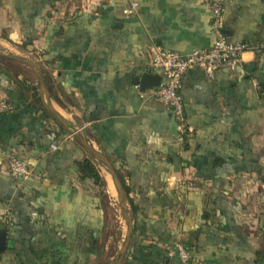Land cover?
Masks as SVG:
<instances>
[{
  "label": "crops",
  "instance_id": "crops-1",
  "mask_svg": "<svg viewBox=\"0 0 264 264\" xmlns=\"http://www.w3.org/2000/svg\"><path fill=\"white\" fill-rule=\"evenodd\" d=\"M210 24L202 0H0V45L41 63L54 109L130 192L135 228L123 264H182L179 243L190 264H264V55L246 52L241 68L213 79L184 76L186 141L172 111L136 84L161 75L149 65L151 44L180 54L211 47ZM225 33L263 42L264 0H233ZM5 62L0 102L14 110L0 113V264H111L106 196L78 170L92 158L44 108L23 64ZM13 151L44 179L10 177Z\"/></svg>",
  "mask_w": 264,
  "mask_h": 264
},
{
  "label": "built area",
  "instance_id": "built-area-1",
  "mask_svg": "<svg viewBox=\"0 0 264 264\" xmlns=\"http://www.w3.org/2000/svg\"><path fill=\"white\" fill-rule=\"evenodd\" d=\"M97 1L102 3L107 0ZM232 1L202 0L210 12V25L215 37L211 47L195 49L186 54L166 50L156 44H151L148 48L149 65L151 69L161 72L162 82L158 87L141 92V95L143 98H152L158 101L172 111L182 141H186L193 134V129L185 114L184 100L181 94L184 76L193 70H201L208 78L213 79L220 69L233 72L241 68L244 64L243 55L246 52L257 56L264 55V41L250 45L233 42L227 37L225 15L227 6ZM138 6L137 2H132L130 7L124 10V16L129 18L135 14ZM13 110L14 106L9 102H0V113ZM8 175L19 181L44 179V176L36 174L14 151L8 156ZM176 255L182 264H190L193 258L192 252L181 243L176 246Z\"/></svg>",
  "mask_w": 264,
  "mask_h": 264
},
{
  "label": "water",
  "instance_id": "water-1",
  "mask_svg": "<svg viewBox=\"0 0 264 264\" xmlns=\"http://www.w3.org/2000/svg\"><path fill=\"white\" fill-rule=\"evenodd\" d=\"M0 58H5L8 60L19 62L34 72L37 79L39 94L43 100L44 108L60 122V124L63 126V128L66 130L67 133L72 135L73 138H75L78 142H80V144L85 148V150L88 152L92 160L99 162L101 166L105 167L107 172L110 174L119 198L121 213L127 225V232L125 234L122 246L118 251L113 264H123L134 234L135 214H133V216H131L130 214L129 206L131 207L132 211L133 208L128 200V196L126 194L125 188L119 178V175L115 167L101 151L94 148L84 136H82L76 130H74L73 127H71V125L69 124V122L58 111L54 109L51 103L49 92L45 84L41 63L36 62L29 58L19 56L17 54L5 53L1 47H0ZM161 82H162L161 75H154L151 73H145L140 78L136 79V84L140 87V90L142 92L160 86ZM7 247H8L7 230L0 229V254H4L7 250Z\"/></svg>",
  "mask_w": 264,
  "mask_h": 264
},
{
  "label": "rangeland",
  "instance_id": "rangeland-1",
  "mask_svg": "<svg viewBox=\"0 0 264 264\" xmlns=\"http://www.w3.org/2000/svg\"><path fill=\"white\" fill-rule=\"evenodd\" d=\"M0 47L3 49L5 53H12V54H17L19 56L25 57L32 59V56H24L21 51H19L16 47L11 46L10 44L4 43V45H0ZM6 59L0 58V66L6 67V69H11L10 63L5 62ZM23 67H19L21 70H27L28 76L31 78V80L36 84L37 86V79L33 71H30L31 69H27L25 65H22ZM14 70H16L14 68ZM97 165L98 170L100 171L101 176L104 179V189L103 191L105 192V199H106V205H107V210L110 218V234L112 235L111 238V247L109 251L111 252L109 255V261L110 258L112 257V262L113 264L118 251L120 250L125 234L127 232V225L126 222L123 218V215L121 213L120 205H119V198L118 195L115 191V188L113 187V181L111 179V176L105 169V167H102L101 164L97 161H94ZM129 211L131 216H133V211L131 207L129 206Z\"/></svg>",
  "mask_w": 264,
  "mask_h": 264
},
{
  "label": "trees",
  "instance_id": "trees-1",
  "mask_svg": "<svg viewBox=\"0 0 264 264\" xmlns=\"http://www.w3.org/2000/svg\"><path fill=\"white\" fill-rule=\"evenodd\" d=\"M28 90L34 91V94L37 93V89L35 87H29ZM78 170H79V173L81 174L83 179H90V180L94 181V183L97 186H99L103 191L104 186H105L104 179L101 176L100 171L98 170L97 166L95 165V163L93 162L92 159H88L84 162H81L78 166ZM120 180H121V182L125 188L124 182L122 181L121 178H120ZM125 191H126L127 196H129V193H130L129 190L125 188ZM103 194H105L104 191H103ZM132 208H133V212H135L136 208L134 206H132ZM95 243L93 245H96ZM187 248L189 249L188 246H187ZM93 255H94L93 252H89L88 258L90 259V257H92Z\"/></svg>",
  "mask_w": 264,
  "mask_h": 264
},
{
  "label": "bare ground",
  "instance_id": "bare-ground-1",
  "mask_svg": "<svg viewBox=\"0 0 264 264\" xmlns=\"http://www.w3.org/2000/svg\"><path fill=\"white\" fill-rule=\"evenodd\" d=\"M110 175V174H109ZM114 185V184H113ZM114 188H115V186H113ZM115 191H116V189H115ZM116 193H117V191H116Z\"/></svg>",
  "mask_w": 264,
  "mask_h": 264
}]
</instances>
